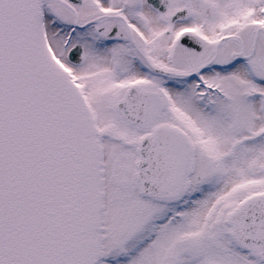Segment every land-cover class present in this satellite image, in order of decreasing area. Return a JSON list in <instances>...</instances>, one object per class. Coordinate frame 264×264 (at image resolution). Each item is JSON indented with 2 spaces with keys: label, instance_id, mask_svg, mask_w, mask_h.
Here are the masks:
<instances>
[{
  "label": "snow or ice",
  "instance_id": "6c2138e0",
  "mask_svg": "<svg viewBox=\"0 0 264 264\" xmlns=\"http://www.w3.org/2000/svg\"><path fill=\"white\" fill-rule=\"evenodd\" d=\"M0 264H264V0H0Z\"/></svg>",
  "mask_w": 264,
  "mask_h": 264
}]
</instances>
